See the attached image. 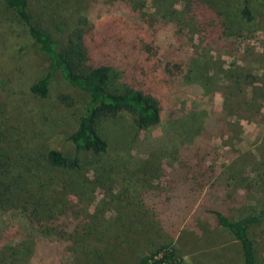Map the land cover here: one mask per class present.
Listing matches in <instances>:
<instances>
[{
    "label": "rangeland",
    "instance_id": "1",
    "mask_svg": "<svg viewBox=\"0 0 264 264\" xmlns=\"http://www.w3.org/2000/svg\"><path fill=\"white\" fill-rule=\"evenodd\" d=\"M164 1L180 12L184 35L175 43V26L160 17L161 0H147L141 18L147 27L159 24L160 57L193 65L213 80L211 89L203 94L196 84L179 82L182 90L162 123L148 131L137 130L125 113L104 118L106 159L137 164L138 187L128 188L126 175L110 184L90 172L75 192L55 182L65 180L62 174L42 177L37 199L50 200L53 213L39 226L28 214L18 218L17 209L3 212L4 264H137L164 245L174 248L180 264H242L238 243L207 210L238 220L264 209V2ZM90 11L97 14V4ZM47 71L46 56L0 3V156L73 152L67 137L77 127L83 96L60 73L44 97L33 94L32 85ZM192 111L203 123L183 159L191 154L200 162L197 174L185 169L174 146L166 150L153 141L164 125L182 129L181 117ZM28 181L26 196L37 191L31 176ZM250 237L264 264V223L251 226Z\"/></svg>",
    "mask_w": 264,
    "mask_h": 264
},
{
    "label": "trees",
    "instance_id": "2",
    "mask_svg": "<svg viewBox=\"0 0 264 264\" xmlns=\"http://www.w3.org/2000/svg\"><path fill=\"white\" fill-rule=\"evenodd\" d=\"M146 2L0 0L48 60L46 75L32 85L31 92L44 97L53 77L60 73L67 84L81 92L84 100L77 127L67 137V142L73 147L72 153L54 149L36 157H29L28 154L2 157L1 153L0 224H4L1 220L3 212L15 209L19 211L18 218L25 220L24 215L28 214L36 225L46 224L48 217L45 215L53 213V204L48 200L44 205L37 198L40 187L45 185L42 177L47 178L51 173L65 177V180L59 178L55 181L61 189L68 187L75 192L84 189L88 180L85 176L90 172L97 181L106 183L107 179L110 184L115 178L118 180L126 175L128 188L138 187L133 175L137 164L128 162L124 157L114 158V161L106 159L108 144L100 133V122L104 118L125 113L132 117L137 130L148 131L162 123L174 96L182 90L179 82L186 86L196 84L203 94L211 89L213 80L197 71L193 65H187L180 59L160 57L161 49L155 29L159 24L154 22L147 27L141 18L144 15L141 9ZM94 3L98 6L97 14V11H90ZM173 7L164 0L158 5L162 21L175 26L173 37L175 43L179 44L183 40L184 28L178 18L180 12ZM244 13L248 15L246 10ZM181 119L184 120L182 129L175 125H164L161 136L153 141L165 146L166 150L174 146L177 157L187 162L185 169H192V173L197 174L201 169L200 162L191 154L190 160L183 157L187 154V145L198 138L203 120L194 111ZM23 169L30 175L24 173ZM30 176L39 191L37 187L35 194L28 193L26 196ZM207 212L216 218L218 227L238 243L242 264H261L250 237V228L264 223V209L238 220H230L218 209H208ZM23 224L27 223L24 221ZM166 249L169 250L163 259L167 264H180L176 263L178 256L174 248L167 245L143 256L137 264H147L151 256ZM0 264H4L3 260H0Z\"/></svg>",
    "mask_w": 264,
    "mask_h": 264
},
{
    "label": "built area",
    "instance_id": "3",
    "mask_svg": "<svg viewBox=\"0 0 264 264\" xmlns=\"http://www.w3.org/2000/svg\"><path fill=\"white\" fill-rule=\"evenodd\" d=\"M169 250V249H168ZM166 250H162L160 252H157L156 254H154L153 256H151L148 261L147 264H158L157 262L161 261L164 257V255L166 254V252L168 251ZM180 263V259H176V263ZM160 264H167V262L163 259V261H161Z\"/></svg>",
    "mask_w": 264,
    "mask_h": 264
}]
</instances>
